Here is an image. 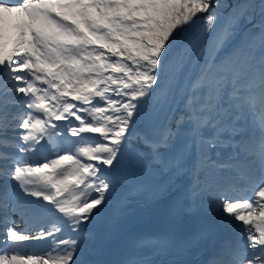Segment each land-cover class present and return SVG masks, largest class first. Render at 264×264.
Here are the masks:
<instances>
[{
	"label": "snow or ice",
	"instance_id": "1",
	"mask_svg": "<svg viewBox=\"0 0 264 264\" xmlns=\"http://www.w3.org/2000/svg\"><path fill=\"white\" fill-rule=\"evenodd\" d=\"M0 264H264V0H0Z\"/></svg>",
	"mask_w": 264,
	"mask_h": 264
}]
</instances>
